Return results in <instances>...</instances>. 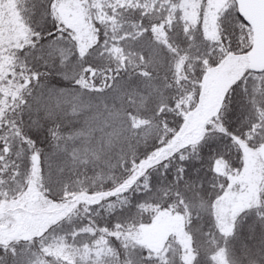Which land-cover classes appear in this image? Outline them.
Here are the masks:
<instances>
[{"label":"snow or ice","instance_id":"snow-or-ice-1","mask_svg":"<svg viewBox=\"0 0 264 264\" xmlns=\"http://www.w3.org/2000/svg\"><path fill=\"white\" fill-rule=\"evenodd\" d=\"M0 264H264V0H0Z\"/></svg>","mask_w":264,"mask_h":264}]
</instances>
